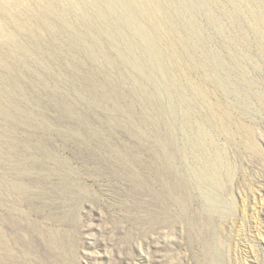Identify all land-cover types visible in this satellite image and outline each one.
<instances>
[{
    "label": "rangeland",
    "instance_id": "rangeland-1",
    "mask_svg": "<svg viewBox=\"0 0 264 264\" xmlns=\"http://www.w3.org/2000/svg\"><path fill=\"white\" fill-rule=\"evenodd\" d=\"M0 264H264V0H0Z\"/></svg>",
    "mask_w": 264,
    "mask_h": 264
},
{
    "label": "bare ground",
    "instance_id": "bare-ground-1",
    "mask_svg": "<svg viewBox=\"0 0 264 264\" xmlns=\"http://www.w3.org/2000/svg\"><path fill=\"white\" fill-rule=\"evenodd\" d=\"M154 254V253H153ZM148 261H150V260H148Z\"/></svg>",
    "mask_w": 264,
    "mask_h": 264
}]
</instances>
